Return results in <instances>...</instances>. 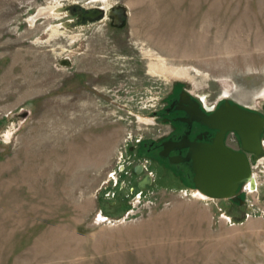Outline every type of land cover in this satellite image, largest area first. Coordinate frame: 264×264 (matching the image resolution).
<instances>
[{
    "label": "rangeland",
    "instance_id": "obj_1",
    "mask_svg": "<svg viewBox=\"0 0 264 264\" xmlns=\"http://www.w3.org/2000/svg\"><path fill=\"white\" fill-rule=\"evenodd\" d=\"M170 87L264 116V0H0V264H264V179L204 197L131 145Z\"/></svg>",
    "mask_w": 264,
    "mask_h": 264
},
{
    "label": "water",
    "instance_id": "obj_2",
    "mask_svg": "<svg viewBox=\"0 0 264 264\" xmlns=\"http://www.w3.org/2000/svg\"><path fill=\"white\" fill-rule=\"evenodd\" d=\"M65 9L69 15H76V24L93 22L110 16L117 25H121L127 17L126 9L117 5L105 9L101 6L85 8L74 3L66 6ZM70 26H74L73 22ZM189 112L193 119L218 129L219 133L212 145L192 143L187 156L177 157L173 162H179V159L181 161L191 159L193 186L202 194L216 199H231L243 204L242 187L246 184L250 189L256 187L251 178L250 164L264 154V144L261 142L264 134V116L229 99L223 100L210 114H206L201 108L196 109L194 105L190 106ZM227 131L236 132L240 141V150H233L224 144L223 136ZM176 145L179 146V143ZM135 172L140 173L141 167L135 168ZM150 183L151 176L146 174L137 182V187L141 189Z\"/></svg>",
    "mask_w": 264,
    "mask_h": 264
},
{
    "label": "flooded vegetation",
    "instance_id": "obj_3",
    "mask_svg": "<svg viewBox=\"0 0 264 264\" xmlns=\"http://www.w3.org/2000/svg\"><path fill=\"white\" fill-rule=\"evenodd\" d=\"M84 23L86 22H82L81 24ZM77 24H80V22ZM190 104L194 105L196 109L201 108L206 114H210L216 110L220 103L205 105L201 100L196 99L191 93H189L186 88L177 90L176 87H170L163 96L161 102L154 106V108L148 113L157 125H166L168 129L162 134L156 136V138L141 136L136 143H132L131 145L142 154L162 157L165 162L170 165H175L177 170L183 173L188 172L193 175L191 159L187 161H181V159H179V162H173V160L177 157H186L190 151L192 143L199 145H212L219 132L218 129L202 121L193 119L189 112ZM223 142L227 147L233 150H240V141L238 135L234 131L225 132ZM261 142L264 144L263 135L261 137ZM177 143H179V146L176 145ZM181 144L182 146L180 147ZM138 167H141L142 172L144 167L141 164H135L132 168L133 172H135V168Z\"/></svg>",
    "mask_w": 264,
    "mask_h": 264
},
{
    "label": "built area",
    "instance_id": "obj_4",
    "mask_svg": "<svg viewBox=\"0 0 264 264\" xmlns=\"http://www.w3.org/2000/svg\"><path fill=\"white\" fill-rule=\"evenodd\" d=\"M251 178L253 179L256 187L255 189L248 188V184L244 185V191L245 194L248 192H256L257 187L262 182V179H264V155L259 157L253 164H251Z\"/></svg>",
    "mask_w": 264,
    "mask_h": 264
},
{
    "label": "bare ground",
    "instance_id": "obj_5",
    "mask_svg": "<svg viewBox=\"0 0 264 264\" xmlns=\"http://www.w3.org/2000/svg\"><path fill=\"white\" fill-rule=\"evenodd\" d=\"M263 136H264V134H263ZM196 192H197V194H199V195H201V196L208 197V196L202 194L201 192H199L198 190H196ZM208 198H209V197H208Z\"/></svg>",
    "mask_w": 264,
    "mask_h": 264
}]
</instances>
